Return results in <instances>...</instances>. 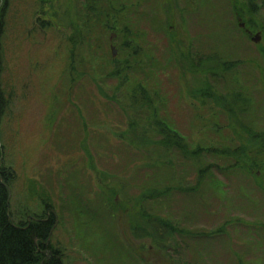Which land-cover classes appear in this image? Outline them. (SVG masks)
Wrapping results in <instances>:
<instances>
[{"label":"rangeland","instance_id":"rangeland-1","mask_svg":"<svg viewBox=\"0 0 264 264\" xmlns=\"http://www.w3.org/2000/svg\"><path fill=\"white\" fill-rule=\"evenodd\" d=\"M2 1L11 220L63 264H264V0Z\"/></svg>","mask_w":264,"mask_h":264},{"label":"trees","instance_id":"trees-1","mask_svg":"<svg viewBox=\"0 0 264 264\" xmlns=\"http://www.w3.org/2000/svg\"><path fill=\"white\" fill-rule=\"evenodd\" d=\"M6 1H2L1 7L6 8ZM2 12L0 9V15ZM1 22L3 20H0V26ZM253 136L254 143L258 145L256 149L264 152V134ZM9 182L10 176L0 169V264H63L61 251L48 241L55 222L54 214L47 212L45 219L15 224L9 213Z\"/></svg>","mask_w":264,"mask_h":264}]
</instances>
